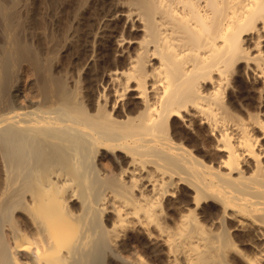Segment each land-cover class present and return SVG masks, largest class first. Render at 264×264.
<instances>
[{"label": "bare ground", "instance_id": "1", "mask_svg": "<svg viewBox=\"0 0 264 264\" xmlns=\"http://www.w3.org/2000/svg\"><path fill=\"white\" fill-rule=\"evenodd\" d=\"M0 264H264V0H0Z\"/></svg>", "mask_w": 264, "mask_h": 264}, {"label": "rangeland", "instance_id": "2", "mask_svg": "<svg viewBox=\"0 0 264 264\" xmlns=\"http://www.w3.org/2000/svg\"><path fill=\"white\" fill-rule=\"evenodd\" d=\"M45 7V8H44ZM35 8V9H34ZM43 8H44V10L47 8L46 6H44V5H42L41 3H39V1H37V3H35L34 4V6H33V10H34V12L36 13V15H38L39 17H36V21L34 20V21H32L30 24H29V27L30 26H32V27H30L31 29H34V30H29V32H30V34H32L33 32V34H32V37H29L30 39L31 38H33L32 40H33V42H34V44H36V43H38L39 41V44H36V45H38L37 47L39 48V50H41V53H43V54H46V53H44V52H46L47 51V54H48V52H53L54 51V49L57 51V49H56V46H55V44H56V40H55V44L53 43L54 42V40H53V42L52 41H50V40H52V39H50L51 38V36L53 37H55V35L53 34L54 33V30H55V32H56V34L58 33V31L57 30H59V26L57 27V23H56V21H55V17L53 16L54 15V12H49V11H54L52 8H47L46 10H47V13L46 12H44V10H43ZM37 9V10H36ZM40 9V10H39ZM45 10V11H46ZM49 10V11H48ZM42 11V12H41ZM66 11H68L67 9H66ZM44 13V14H43ZM40 14V15H39ZM46 14V15H45ZM47 14H48V16H47ZM67 14V13H66ZM51 16V17H50ZM41 17V18H40ZM45 17L47 18V20L48 21H46V19H45ZM49 18V19H48ZM55 22H53L51 19ZM41 19H42V21H41ZM44 21L46 22V24L44 23ZM50 22H52L51 24L53 25H50L49 23ZM37 24V25H36ZM43 24H45V25H43ZM56 24V25H55ZM34 25H35V27H34ZM54 25H55V27H54ZM36 26H38V27H36ZM48 26V27H47ZM52 26V28L53 29H49V27H51ZM43 27V28H42ZM44 27H45V29H44ZM46 27H47V29H46ZM38 28H40V29H38ZM58 28V29H57ZM45 31H44V30ZM35 30H36V32H35ZM47 30H51V32H53V33H51V32H48L47 33ZM32 31V32H31ZM38 31V32H37ZM42 32V33H41ZM44 32V33H43ZM35 34L37 35V36H35ZM45 34H48L47 36L45 35ZM49 34H53V35H50L49 36ZM33 35H34V37H33ZM43 35V36H42ZM46 36V38H48L49 37V39H48V41H47V43L50 41V44L48 45L46 42H45V40H47V39H45V36ZM39 36V37H38ZM35 38H37L38 40H39V38H40V40L38 41L37 39H35ZM83 39H84V37L83 38H81V40H80V43H82V44H78V49L79 50H81L80 52H84V46H85V39H84V41H83ZM37 40V41H36ZM42 40V41H41ZM45 42V43H44ZM52 42V43H51ZM40 44H42L41 45V47H40ZM51 44H53L54 46H55V48L53 49V50H51L54 46L52 45L51 46ZM83 45V46H82ZM45 46V47H44ZM47 46V47H46ZM51 46V47H50ZM81 46V47H80ZM48 47H50L49 49L51 50V51H49L48 50ZM71 49H69L68 50V47L67 48H65L64 50L62 49L60 52H61V54L59 53V58H58V60L60 61V62H62V64H63V62H64V66L57 60V63L59 62V64H61V66H63V67H65V65L67 66V67H70L71 66V63H72V56H73V54H74V51L73 50H71ZM46 54V55H47ZM69 54V55H68ZM72 55V56H71ZM63 60V61H62Z\"/></svg>", "mask_w": 264, "mask_h": 264}]
</instances>
